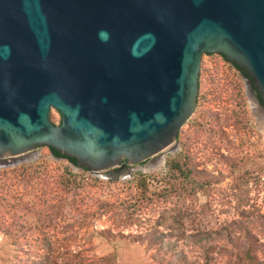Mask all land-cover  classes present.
Segmentation results:
<instances>
[{
	"label": "water",
	"instance_id": "95a60500",
	"mask_svg": "<svg viewBox=\"0 0 264 264\" xmlns=\"http://www.w3.org/2000/svg\"><path fill=\"white\" fill-rule=\"evenodd\" d=\"M203 54L244 69L264 111V0H0V170L48 147L132 176L178 145Z\"/></svg>",
	"mask_w": 264,
	"mask_h": 264
},
{
	"label": "rangeland",
	"instance_id": "374dc122",
	"mask_svg": "<svg viewBox=\"0 0 264 264\" xmlns=\"http://www.w3.org/2000/svg\"><path fill=\"white\" fill-rule=\"evenodd\" d=\"M245 79L220 54H203L197 106L179 133L178 145L136 166L132 176L118 181L119 184L100 185L85 181L82 187L84 208L93 206L98 199L113 200L139 173L158 177L167 171L169 160L178 155L184 160L185 155L189 154L196 167L203 172V178L210 180V185L205 188L207 191L199 190L192 200L182 205V211L187 210V214L181 218L180 233L183 236L174 252L160 256L157 246L148 245L146 234L139 237L145 233V228H116L107 216L95 219L86 228H74L75 234L70 235L71 240H67L68 235L61 231L72 221L73 213L66 207L54 233L50 232L55 241V264H62L65 249L81 250L88 261L97 264H104V257L109 259V264H264V225L253 228L252 237L248 240L244 234L240 235L242 246L247 243L254 246L253 251L249 252L251 257L242 254L240 259L232 257L231 261L227 253L204 259L194 245L196 237L190 238L194 232L220 230L236 220L241 221L238 215L241 210L248 213L257 211L258 217H264V111L249 99ZM50 119L58 124L59 113L52 110ZM42 161L51 165H55L56 161L61 166H71L74 172H82L67 160L54 158L48 147H39L25 155L22 164ZM83 174L94 176L89 171ZM31 183L34 185L36 182L33 180ZM44 198L51 201L46 195ZM28 199L30 197L25 201ZM144 217L146 219V215ZM257 222L264 223V218ZM29 239L33 237L25 236L20 243ZM171 239L175 240L176 237ZM226 247L230 251L229 244ZM180 252L182 255L179 257ZM20 258L19 246L0 231V264H24Z\"/></svg>",
	"mask_w": 264,
	"mask_h": 264
},
{
	"label": "trees",
	"instance_id": "16d2710c",
	"mask_svg": "<svg viewBox=\"0 0 264 264\" xmlns=\"http://www.w3.org/2000/svg\"><path fill=\"white\" fill-rule=\"evenodd\" d=\"M221 56L227 60L223 55ZM232 65L247 74L236 63ZM257 97L261 101L258 91ZM49 149L55 158L65 159L73 167H77L74 159ZM189 156L186 154L182 160L181 155H178L169 160L167 171L158 177L139 173L113 200L98 199L93 206L86 208L82 205L83 197H81L85 181L100 185L119 184V182L85 176L83 173L88 172V169L82 167L79 168L82 172H74L71 166H61L56 161H54L55 165L42 161L38 164H21L2 169L0 170V231L19 246L22 254L20 259L24 264H55L54 258L57 256L52 234L60 218L64 217V209L68 207L73 213L72 221L63 226L61 231L68 235L67 240H71L70 235L75 234L74 228L78 230L86 228L95 219L107 216L116 228L134 226L145 228V233L140 234L139 237L142 238L146 234L148 245L157 246L160 256L170 251L174 252L179 239L183 236L180 233L181 218L187 214V210L182 211V205L185 201L192 200L199 190L207 191L205 188L210 185V180L203 178V172L196 167ZM33 180L36 182L34 185L31 183ZM45 195L50 197V202L44 198ZM27 197H30V200L25 201ZM238 215L241 221L236 220L232 225L220 230L191 234V239L196 237L194 245L200 250L204 259L209 260L214 254L224 253L229 255V261L232 257L240 259L242 254L251 257L250 253L254 246L250 243L242 246L240 235L244 234L247 240L251 238L253 228H262L264 225L257 222L264 217H258L257 211L248 213L241 210ZM152 221L153 223L150 224ZM25 236L33 239L20 243V239ZM172 237L176 239L173 240ZM228 244L231 247L230 251L226 247ZM62 255V264H97L92 260L88 261L81 250L65 249ZM181 255L182 252L179 253V257ZM102 260L104 264H109L108 258L104 257Z\"/></svg>",
	"mask_w": 264,
	"mask_h": 264
},
{
	"label": "bare ground",
	"instance_id": "6f19581e",
	"mask_svg": "<svg viewBox=\"0 0 264 264\" xmlns=\"http://www.w3.org/2000/svg\"><path fill=\"white\" fill-rule=\"evenodd\" d=\"M255 104V102H253ZM256 105V104H255ZM257 106V105H256Z\"/></svg>",
	"mask_w": 264,
	"mask_h": 264
},
{
	"label": "flooded vegetation",
	"instance_id": "af4514ba",
	"mask_svg": "<svg viewBox=\"0 0 264 264\" xmlns=\"http://www.w3.org/2000/svg\"><path fill=\"white\" fill-rule=\"evenodd\" d=\"M263 105H264V103H263Z\"/></svg>",
	"mask_w": 264,
	"mask_h": 264
}]
</instances>
